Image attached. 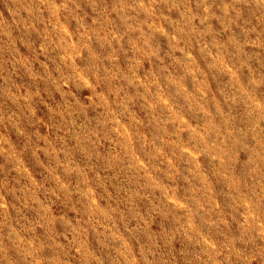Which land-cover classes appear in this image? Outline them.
I'll list each match as a JSON object with an SVG mask.
<instances>
[{"label":"rangeland","instance_id":"374dc122","mask_svg":"<svg viewBox=\"0 0 264 264\" xmlns=\"http://www.w3.org/2000/svg\"><path fill=\"white\" fill-rule=\"evenodd\" d=\"M0 264H264V0H0Z\"/></svg>","mask_w":264,"mask_h":264}]
</instances>
